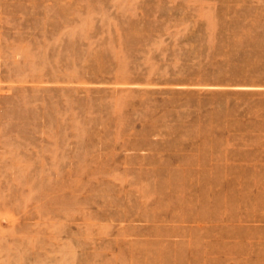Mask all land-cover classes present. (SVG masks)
I'll list each match as a JSON object with an SVG mask.
<instances>
[{
    "label": "rangeland",
    "instance_id": "374dc122",
    "mask_svg": "<svg viewBox=\"0 0 264 264\" xmlns=\"http://www.w3.org/2000/svg\"><path fill=\"white\" fill-rule=\"evenodd\" d=\"M0 264H264V0H0Z\"/></svg>",
    "mask_w": 264,
    "mask_h": 264
}]
</instances>
